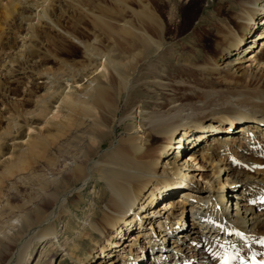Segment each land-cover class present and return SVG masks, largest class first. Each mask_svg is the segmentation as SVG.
Listing matches in <instances>:
<instances>
[{
    "label": "bare ground",
    "instance_id": "1",
    "mask_svg": "<svg viewBox=\"0 0 264 264\" xmlns=\"http://www.w3.org/2000/svg\"><path fill=\"white\" fill-rule=\"evenodd\" d=\"M22 9L31 13L24 14ZM230 10L220 22H208L199 31L205 46L214 44L219 50L212 70L223 81V74L231 77L236 89L229 91L226 85L203 90L202 96L189 102L174 98L159 102L162 107L139 119L140 135L108 141V148L101 151L103 141H96L97 137L108 135L105 127L110 119L112 127L125 119L115 114L118 101L130 93L142 62L151 65L152 58L137 61L138 57H150L154 47L164 49L163 40L153 35H163L167 29L158 27L150 0H0V44L2 32L12 40L14 28L24 31L16 37L22 49L0 52V57L4 55L1 95L8 97V89L13 88L29 100L36 97L40 84H48V78L58 84L63 75L36 64L56 58V42L63 44V51L67 46L79 47L85 59L81 66L70 65L78 72L72 84L85 79L80 88L74 86V93L69 94L64 87L56 94L49 91L52 86L48 84L41 106L28 112L23 125L14 123L17 128L35 129V134L23 138L24 131L16 128L10 139L21 142L15 150L0 154V159L6 155L0 160V183L23 165L25 168L31 157L43 170L68 165L61 178L33 180L29 194L11 192L4 214L17 217V231L5 243L0 264H27L32 247L57 237L55 223L70 212V198L95 173L100 174L106 193L103 205L77 236L79 244L90 242L83 251L86 257L81 258L78 244L57 246L77 264H92L96 259L97 264H115L117 259V264H222L226 257L248 255L251 249L264 256V58L260 56L264 50V0H237ZM10 20L17 23L13 29ZM83 37L97 42L91 45ZM112 42L118 55L139 51L125 65L131 70L129 75L104 50ZM103 56L106 62L96 63ZM162 79L154 81L165 90L174 84ZM250 83L258 87L250 89ZM57 102L62 115L50 121L46 115ZM40 122L42 126H33ZM84 125L88 141L81 155H69L74 147L69 141H41L63 136L66 130L80 132ZM49 143L50 158L46 154ZM177 169L178 177L189 180L186 184L162 176ZM199 170L211 174L204 187L196 181ZM157 182L166 184L161 194ZM159 197L162 204L155 206ZM141 219L143 224L136 225ZM124 239L132 243L124 244ZM52 261L47 254L37 264Z\"/></svg>",
    "mask_w": 264,
    "mask_h": 264
},
{
    "label": "rangeland",
    "instance_id": "2",
    "mask_svg": "<svg viewBox=\"0 0 264 264\" xmlns=\"http://www.w3.org/2000/svg\"><path fill=\"white\" fill-rule=\"evenodd\" d=\"M236 1L237 0H187L186 2V0H150L153 10L156 13L155 20L158 24V27L160 29H167V32L163 35H157L155 33L153 35V37L157 38L158 40H163L162 44L164 49L159 48L161 50L157 49L156 51L154 47L151 50V53L149 55L150 57H138L139 60L137 59V61H143L144 59L147 60L152 58V61H149L151 65L148 66L145 61L143 62L146 65L142 62L143 65L141 64L140 66V69L142 70L136 76V78H134L135 81H133V85L131 84L130 93L128 94V96H124L118 101L119 108L118 111L115 112V114L117 115V117L123 116L125 117V119L119 124L118 127H112V120L110 119L105 127L108 135L105 136V138L97 137L96 141H103L100 148L101 151L108 148V141H116L119 139L123 140L129 136L140 135L142 133V128L139 126V119L144 117V113H146L147 111H151L153 108L158 106L162 107L163 105L159 102H163L167 99L172 98L189 102L195 99V97L202 96L203 92L207 90L223 89L226 85H229V87L227 88L230 89L229 91H233L236 89L234 88L236 87L234 85L235 82L230 81L232 80L231 77L223 74V81V79H220L218 74L214 72V70H212L211 66L213 63L218 62L220 53L218 48L215 47L214 44H212L211 46L204 45L202 41L203 37L202 35H200L201 32L199 31L200 28L204 27V25H207L210 22L215 23L216 20L217 22H220V20L224 19L228 14L231 13L230 5L235 4ZM22 11L27 15L31 13H29L26 9H22ZM10 21V24L12 23V26L10 27L13 29V27L15 26V24L17 25V23L13 22V20ZM67 28L72 30L71 27L67 26ZM23 32L24 31L21 30V27L17 26V28H14L12 32H10V35L14 37V39L12 40H9L8 36L6 37V32H2L0 52L3 53L5 50L9 51V49H22L20 45L21 42L18 41L16 37ZM214 33L215 30L213 31V35ZM250 36H252V34H250ZM212 38L216 39L215 36H212ZM83 39L88 40V42L90 41L91 45L93 42H97H95L94 40L92 42L90 37H83ZM110 43L108 44L110 46L107 45L106 47H104V50L108 52V55L110 56V59L113 61V63H117L118 67L123 69L121 70L122 73H126V75H129L131 73V70L127 69L126 67L132 60V58H137L134 56V54L139 51L136 48V50L134 49L133 51H130V53L118 55V50L116 51L113 47V42L112 46ZM73 46L74 45L67 46L68 50L63 51L61 49L63 47V44L61 42H56L54 46V55L56 56L55 59L48 61H36V64L39 67L47 68L50 72L56 73L59 76L63 75L58 84L50 82L51 78L45 80L46 83L49 84V86H52L49 91H56V94H58L65 87L64 92L73 94L75 91L74 86L79 89L80 84L85 82L84 79L78 84H72L71 79L75 78V74L78 72H76L77 70L74 71L73 69H71V66H74V68H76V66L83 65L81 63H85V59L82 57L80 48L77 46ZM155 52L156 54H154ZM91 55L92 57H99L95 53H92ZM260 56L264 58V50L261 51ZM2 57H4L3 54L0 57V64L4 62L1 59ZM159 58L161 61H159ZM95 61L96 63H99L100 61L101 63H103V61L106 62V58L105 56H103L101 59L98 58ZM132 64L134 65V63ZM67 66H70V68ZM100 68L101 66L99 67V69ZM103 72L107 73V69ZM160 73H163L164 75L161 76ZM157 78H163V81H173L174 84H172V86L170 85L168 87V90H165L159 83L157 85V82L154 81V79ZM2 80L3 79L0 78V81ZM38 80L39 82L44 81L43 79ZM228 80L229 83H227ZM48 84H40V88H38L39 90L36 91V97L30 98L31 100H25L24 97H22L23 94L18 89L13 88L8 89V97H4V95L0 94V154L7 150H15L17 144L21 142L19 138H16L14 140L10 139V136L16 135L14 133L16 132L15 130L19 129L18 131H24L25 135L23 138H27L28 135L35 134V129H29L24 126H20L19 128H17L14 123L16 122L20 125H23V121L25 120L24 117H28L29 115L28 112H30L31 110H35V108L37 109V107L39 108L41 106V99L42 96H46V86H48ZM51 84H55L54 87ZM257 87V84H249L250 89H254ZM115 90H117V87L115 88ZM51 108L52 110L49 112V114L46 115V118L48 117L52 119L50 121H54L53 117L55 116L57 119L60 118L62 115V111L58 105V102L52 103ZM42 124L40 122L38 126H36V123H34L33 126L39 127L40 125L42 126ZM86 128V125H84L82 131L80 132L66 130L65 132L67 133L63 136L53 138L47 137L46 139L41 141H55L54 144L56 143V141H69V143L71 142L70 144L74 146V150L71 149L69 155H81L80 152L82 150L86 151L87 149L86 144L88 138L86 137L85 132L83 133V130H85ZM8 131H10L9 135H7L6 133ZM50 143L48 147L50 146ZM54 144L52 147H54ZM176 149L175 151L178 150ZM200 150L201 148H199V152ZM51 152L52 149L51 147H49L46 150V154H48L49 158L52 157ZM5 156L6 155H4L1 159H3ZM66 162L69 163L71 162V160H67ZM64 165L65 164L58 165L57 167H52L51 169L43 170L39 168V162L36 161L35 158L31 157L26 161L25 168L23 165V169L21 171H16L12 175L7 176L1 181L0 202H2L0 204L3 205H0V254L5 249V243L17 231V228H15V224H17V217L14 214H4V209H6L7 203L10 200L11 192L16 191L20 195H22L24 192L25 194H29L28 191L30 192V190L33 189L31 187V183L33 180H39L42 177L50 180L54 179L55 177L61 178V171L64 173L66 171V167L68 166ZM179 170L177 169L175 172L170 173L168 176L162 174L160 175L165 178L179 179L181 182L186 184L189 180H186L182 176L178 177L176 172ZM197 172L205 173V171L203 170H199ZM201 173L196 176V181L199 182L201 187H204L205 185H207L206 179H209L211 177V174L209 172L205 173L206 175L203 174L205 178H203V176H201ZM222 176L224 179L225 172L222 173ZM155 186L157 189L161 190L159 194H161L162 191H165L166 184H164L163 182H157ZM105 193V184L102 182L100 174L95 173L93 178L88 181L87 186L81 192L75 194L70 198V201L68 203V209L70 212L67 215H64L55 223L57 237L48 239L46 240L47 242L45 241L44 243H40L32 247L29 251L30 253L28 254V257L25 259V262L27 264H37V262L42 261L48 254V256L50 255L51 258H53L51 264H77L73 262V260L69 257L67 258L66 256L62 255L65 251H62L61 247L63 248L62 245L65 243L69 245L78 244L81 258L86 257L83 254V251L88 248L90 242L86 240L83 243L79 244L77 236L79 232H84V228L87 227L86 224H88L89 219L92 217V213H94L98 207L103 205V196H105ZM162 200L163 199L159 197L155 206H161ZM13 202L17 203V200H13ZM20 202L21 199L18 200V203ZM166 214L167 213L164 214V219L166 217ZM143 220L145 221V218H143ZM143 220H137L135 224L138 225L139 223L140 225H142L144 222ZM139 238L140 240L138 241H140L141 243V237ZM124 242V244L132 243V241H129V239L125 240ZM59 244L61 245V247L58 248L57 246ZM165 244H169L168 241H166ZM132 247L134 251H138L135 245H133ZM125 250L127 252L128 247H126ZM39 257L41 260L37 261ZM98 261L99 259H96V261L92 262V264H97ZM118 261L120 260L117 259L115 261V264H117ZM171 261L172 259H170V262Z\"/></svg>",
    "mask_w": 264,
    "mask_h": 264
}]
</instances>
